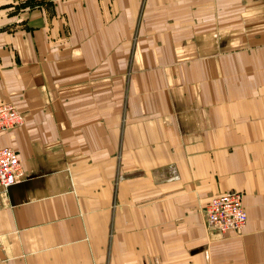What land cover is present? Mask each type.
<instances>
[{"label":"crops","instance_id":"0c3cea01","mask_svg":"<svg viewBox=\"0 0 264 264\" xmlns=\"http://www.w3.org/2000/svg\"><path fill=\"white\" fill-rule=\"evenodd\" d=\"M5 103L0 264H264V0H0Z\"/></svg>","mask_w":264,"mask_h":264},{"label":"built area","instance_id":"2783aa9c","mask_svg":"<svg viewBox=\"0 0 264 264\" xmlns=\"http://www.w3.org/2000/svg\"><path fill=\"white\" fill-rule=\"evenodd\" d=\"M24 123L23 114L12 104L0 105V132L8 133ZM25 177L23 163L10 147L0 149V186L10 191ZM243 195L227 191L211 198L203 211L204 227L208 231L239 232L247 221Z\"/></svg>","mask_w":264,"mask_h":264}]
</instances>
